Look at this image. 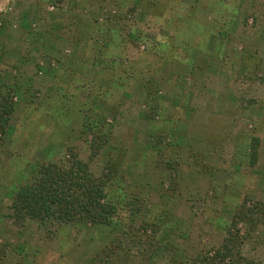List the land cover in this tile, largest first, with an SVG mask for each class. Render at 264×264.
<instances>
[{
  "label": "rangeland",
  "instance_id": "1",
  "mask_svg": "<svg viewBox=\"0 0 264 264\" xmlns=\"http://www.w3.org/2000/svg\"><path fill=\"white\" fill-rule=\"evenodd\" d=\"M118 1L0 0V264H264V0ZM121 50L140 73L117 85ZM73 155L105 175L111 224L12 219L17 188Z\"/></svg>",
  "mask_w": 264,
  "mask_h": 264
},
{
  "label": "trees",
  "instance_id": "2",
  "mask_svg": "<svg viewBox=\"0 0 264 264\" xmlns=\"http://www.w3.org/2000/svg\"><path fill=\"white\" fill-rule=\"evenodd\" d=\"M73 9L83 13L86 9V2H82L79 5L75 4ZM97 9H99V6ZM135 10V8L132 9V12ZM73 16L77 15L66 16L65 20H62V24L68 28V31L80 25L79 34L70 36L75 38L76 47L82 43L86 47L91 42L92 47L90 50L96 52L95 63L97 65L105 64L108 61L107 51L109 49L106 42H103L106 35L101 33L97 24L92 27V22L87 21L84 15L77 16L78 20H74ZM128 33L132 37V33ZM109 36L116 38V36H119V30H114ZM101 42L104 43L103 47L100 44ZM114 60L121 70L118 69L116 74V70L111 69L113 83L117 80V85H119L123 78H131V75L140 73L138 72L140 69L134 65L132 60H128L122 50L115 54ZM127 63L129 66H126ZM92 65H95L94 62H91ZM121 66L125 67V69ZM105 69H107L106 66L99 70L97 68L94 71L95 76ZM126 73L129 74L127 75ZM93 82V80L90 81V83ZM7 104L0 102V134L5 131L9 120L7 115L11 113L13 108L10 102L9 105ZM87 129L91 131V126L88 125ZM104 177H94L89 171L88 165L74 155L68 160L67 165H60L54 162L43 164L39 167L37 176L33 180L17 188L9 206L11 218L14 220L31 219L39 222L65 223L85 227L89 225L109 226L111 224V216L116 213V208L106 199ZM252 207L254 208L253 213L257 218L264 221V203H256ZM246 215L244 211L238 212L240 219L251 218ZM228 240L226 239L222 249L226 250L227 254H231L228 248ZM225 254L222 253V255ZM4 255L5 253L2 252L0 258L4 257ZM16 264L27 263L20 261Z\"/></svg>",
  "mask_w": 264,
  "mask_h": 264
}]
</instances>
